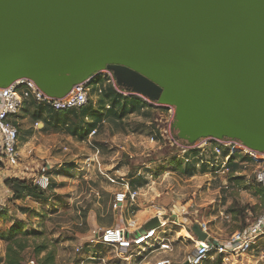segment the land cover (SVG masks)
<instances>
[{"label":"water","instance_id":"95a60500","mask_svg":"<svg viewBox=\"0 0 264 264\" xmlns=\"http://www.w3.org/2000/svg\"><path fill=\"white\" fill-rule=\"evenodd\" d=\"M104 70L173 107L175 139L264 152V0H0V88L29 79L62 98Z\"/></svg>","mask_w":264,"mask_h":264},{"label":"rangeland","instance_id":"374dc122","mask_svg":"<svg viewBox=\"0 0 264 264\" xmlns=\"http://www.w3.org/2000/svg\"><path fill=\"white\" fill-rule=\"evenodd\" d=\"M92 77L109 79L103 71ZM130 96L147 104L146 116L129 114L114 124L105 109L95 106L97 97L91 93L90 112H106L104 122L91 135L83 133L92 119L80 110L53 117L42 115L51 122L44 130L42 121L35 122L32 117L36 109L30 105L25 108L26 103L10 119L19 132L18 178L32 182L44 175L49 187L39 188V197L26 192L15 197L6 184L8 178L0 176V253L5 250L4 236L9 228L21 223L28 256L34 246L44 245L46 249L39 257L52 252L54 264H136L146 253L87 247L86 242L96 229L117 225L121 219H132L143 227L145 221L156 216L155 206L165 212L160 236L170 242L173 250L147 254V261L152 264L159 257L182 260L195 248L182 226L195 238L188 227L204 224L211 240L226 244L234 232L244 229L262 212L261 192L256 183H251L254 164L243 163L241 175L225 170L224 156L229 151L237 150L235 159L244 160L245 151L239 144L223 147L218 155L212 148L221 144L202 138L192 145L194 149L185 151L180 145L186 143L170 133L174 108L136 94ZM234 145L237 149L231 148ZM202 146L207 147L202 150ZM191 163L193 175L189 176ZM236 176L242 179L236 182ZM128 190L137 191L134 200H128L120 210L113 209L115 194ZM231 207L234 212H229ZM172 211L180 216L179 225L170 217ZM202 264H264V237L247 252L220 254L212 249Z\"/></svg>","mask_w":264,"mask_h":264},{"label":"built area","instance_id":"2783aa9c","mask_svg":"<svg viewBox=\"0 0 264 264\" xmlns=\"http://www.w3.org/2000/svg\"><path fill=\"white\" fill-rule=\"evenodd\" d=\"M109 75V79L105 80L106 84L112 85V87L123 96H130L134 93L128 92L118 86L113 78V74L109 70H104ZM89 79H93L89 78ZM91 80H85L82 83L73 86L71 91L62 98H52L45 95L37 85L29 79H19L11 83L7 87L0 88V176L6 178L18 177L15 168L18 166L19 162V152H18V129L10 121L14 118L18 112L24 106V102L33 99L38 103L47 104L51 106L54 110H68L73 108H79L87 104L89 95L91 94ZM101 92V88L98 87L97 93ZM108 107V106H107ZM95 133V129L89 134ZM152 139V138H151ZM209 140L218 141L221 146L215 144L212 150L220 155L223 147L230 146L232 143L241 144L232 139H214V138H203ZM225 140L226 142H223ZM230 140V141H228ZM199 141V140H198ZM185 144V143H184ZM193 145V144H192ZM189 144L180 145L186 150L194 149L195 146ZM205 145V143H204ZM243 146V145H242ZM207 146H202V150ZM240 150L245 151L244 160L239 161L235 159L237 150L229 151V153L224 156L226 159L225 170L228 171L227 163L232 159L233 162L238 164H243L247 162H252L255 166L254 168V180L258 183L264 190V152H259L262 157L255 158L252 154L253 150L248 149L243 146ZM232 149H237L236 146H232ZM36 185L40 188H47L48 177L44 175L39 176L37 180L34 181ZM224 185L227 183L224 182ZM137 195L136 190H128L125 192H117L114 196L112 207L115 210H120L128 200H134ZM155 215L160 220V225L158 227H153L141 231L143 227H138L134 220H122L117 225L100 227L92 232L91 237L86 242V246H105L113 247L121 251H128L132 249L141 250L146 253V255L139 259L136 264H150L147 261V254H159L172 251V245L165 238L161 237L160 234L164 231L162 228L165 226L162 222V217L165 212L161 209L156 208ZM170 217L175 218L173 221L176 225H179L180 219L179 215L172 211ZM223 215V213H221ZM179 216V217H178ZM185 227V226H183ZM187 228V227H186ZM191 227H188V229ZM204 229V227H203ZM264 237V208L262 212L255 216L248 225L240 230L233 233L230 240L226 244H219L208 237L206 241H197L194 238L193 242L195 244L194 251L187 254L182 260H176L170 257H159L154 260L152 264H202L207 258L208 253L212 249H216L220 254L224 253H235V252H247L259 238ZM82 248L78 247L77 250ZM4 252L0 253V263L2 262Z\"/></svg>","mask_w":264,"mask_h":264},{"label":"trees","instance_id":"16d2710c","mask_svg":"<svg viewBox=\"0 0 264 264\" xmlns=\"http://www.w3.org/2000/svg\"><path fill=\"white\" fill-rule=\"evenodd\" d=\"M91 86V93L95 94L97 99L95 102V106L100 109H105L106 112L110 114V117L108 118L109 121L115 124V122L120 123V120L125 116L129 114H135V115H145L144 112L145 108L147 109V104L143 102L142 100L138 98H133L132 96H123L112 87L110 84H106L104 81H99V78H94L90 82ZM98 87L101 88V92L97 93ZM123 89V88H122ZM26 103L27 108L29 105L34 107L35 112H33L32 117L35 118V122L42 121V128L41 130L46 129L50 125V121L47 119H44L42 115L46 114V116H55L57 113L60 112H75L76 110H80L83 115L87 114L91 117L90 123L86 125L84 135H88L92 130L96 128L97 125L100 124V122H104V116L106 112L98 114L90 112L92 107V101L88 99L87 104L79 107V108H73L68 110H54L51 106L47 104L38 103L33 99H29L24 102ZM108 106V107H107ZM23 108V107H22ZM16 117V116H15ZM57 122L60 121L58 118L55 119ZM59 123H64V121H61ZM14 125L15 122H13ZM18 139H19V132H18ZM182 143H186L183 140H180ZM187 144V143H186ZM192 166V170L187 171L189 176L193 175V163L189 164ZM228 171L231 172V174L234 171L240 170L241 171V165H239L236 162H233L231 159L227 163ZM242 176H236L233 177V179L237 182L238 180L242 179ZM6 184L10 185V189L13 191V195L15 197L23 194V192H26V195H33L36 197H39V186L34 183V181L30 182L25 179H20L18 177L8 178L5 180ZM252 185H255L254 177L251 178ZM258 187V191L261 192V199L263 201V208H264V190L262 187L256 183ZM49 187V183H48ZM235 210L231 207L229 212H234ZM24 232L22 230V224L21 223H15L12 225L7 233L4 236V241L6 243L4 255L2 258L1 264H28L29 262H32L33 264H54L53 263V254L52 252H46L44 256L39 257L40 253L46 249L44 245H37L34 246L32 249L31 254L28 256L26 255V248L28 247L27 244L23 241ZM205 261V260H204Z\"/></svg>","mask_w":264,"mask_h":264},{"label":"crops","instance_id":"0c3cea01","mask_svg":"<svg viewBox=\"0 0 264 264\" xmlns=\"http://www.w3.org/2000/svg\"><path fill=\"white\" fill-rule=\"evenodd\" d=\"M0 105H1V102H0ZM239 165H242L241 163L239 164ZM243 169H241V171H242ZM241 171L240 170H237L235 173H239L240 175L242 174L241 173ZM146 222L147 221H145L144 223H143V226L146 224ZM182 228L184 229V230H186L187 232H186V236H189L190 235V238H188V239H191L192 241L194 240V237L188 232V230L186 229V227H183L182 226ZM189 233V234H188Z\"/></svg>","mask_w":264,"mask_h":264},{"label":"bare ground","instance_id":"6f19581e","mask_svg":"<svg viewBox=\"0 0 264 264\" xmlns=\"http://www.w3.org/2000/svg\"><path fill=\"white\" fill-rule=\"evenodd\" d=\"M136 95L139 96V97L144 98L145 100H147L145 97H143L141 95H138V94H136ZM241 148H244V147L241 145ZM244 149H246V148H244ZM252 154L255 156V158L262 157V156H259L260 154H258V152H255V151H252ZM165 221H166V219H162L163 224H165Z\"/></svg>","mask_w":264,"mask_h":264},{"label":"flooded vegetation","instance_id":"af4514ba","mask_svg":"<svg viewBox=\"0 0 264 264\" xmlns=\"http://www.w3.org/2000/svg\"><path fill=\"white\" fill-rule=\"evenodd\" d=\"M259 154V153H258Z\"/></svg>","mask_w":264,"mask_h":264}]
</instances>
